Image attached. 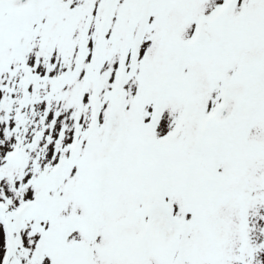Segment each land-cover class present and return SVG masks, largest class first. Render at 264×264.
Wrapping results in <instances>:
<instances>
[{
    "label": "snow or ice",
    "instance_id": "obj_1",
    "mask_svg": "<svg viewBox=\"0 0 264 264\" xmlns=\"http://www.w3.org/2000/svg\"><path fill=\"white\" fill-rule=\"evenodd\" d=\"M0 264H264V0H0Z\"/></svg>",
    "mask_w": 264,
    "mask_h": 264
}]
</instances>
